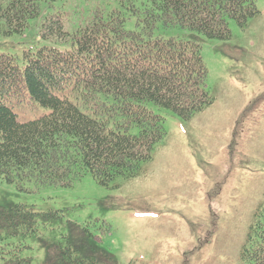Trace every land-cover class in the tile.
<instances>
[{
    "label": "trees",
    "instance_id": "obj_1",
    "mask_svg": "<svg viewBox=\"0 0 264 264\" xmlns=\"http://www.w3.org/2000/svg\"><path fill=\"white\" fill-rule=\"evenodd\" d=\"M43 1L54 11L44 16L41 38L71 47L30 49L22 63L0 53V176L19 189L27 182L67 187L88 173L102 186L139 176L166 136L164 118L148 103L183 119L213 103L200 43L156 37V22L229 41L231 20L245 27L259 14L255 0H143L149 3L144 23L129 30L119 9L92 4L105 0H0L3 32H23L41 15ZM74 10L87 22L71 33L65 19ZM26 97L50 112L20 121L15 105ZM133 126L136 134L129 132ZM63 218L26 204L0 207V240L3 249L11 246V264H29L31 257L22 256L28 246L9 240L38 235ZM67 227L58 241L43 242L46 264H118L88 225L68 221ZM241 257L264 264V203L254 212Z\"/></svg>",
    "mask_w": 264,
    "mask_h": 264
},
{
    "label": "rangeland",
    "instance_id": "obj_2",
    "mask_svg": "<svg viewBox=\"0 0 264 264\" xmlns=\"http://www.w3.org/2000/svg\"><path fill=\"white\" fill-rule=\"evenodd\" d=\"M142 1L92 4L107 12L119 9L125 28L137 30L149 4ZM255 1L259 14L245 27L231 20L229 41L156 22V37L200 43L213 103L190 119L148 103L164 118L166 136L139 176L102 186L88 173L67 187L27 182L23 189L0 176V207L26 204L64 215L38 235L9 240L28 246L22 256L31 257L29 264H46L43 242L58 241L68 221L88 225L118 264H245L241 252L249 226L264 203V0ZM48 4L42 2L41 15L21 33H4L0 18V53L16 55L22 63L30 49L71 47V42L41 38L44 16L54 11ZM88 9L93 8L83 10ZM86 22L87 15L74 10L65 28L73 33ZM15 112L26 122L50 109L26 97ZM129 132L136 134L138 128ZM4 244L0 240V264H11V246L3 249Z\"/></svg>",
    "mask_w": 264,
    "mask_h": 264
}]
</instances>
